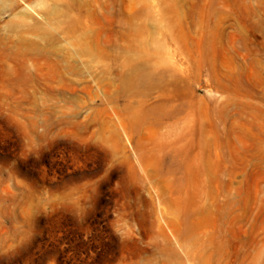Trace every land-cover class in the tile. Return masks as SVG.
Segmentation results:
<instances>
[{
	"label": "rangeland",
	"instance_id": "rangeland-1",
	"mask_svg": "<svg viewBox=\"0 0 264 264\" xmlns=\"http://www.w3.org/2000/svg\"><path fill=\"white\" fill-rule=\"evenodd\" d=\"M0 264H264V0H0Z\"/></svg>",
	"mask_w": 264,
	"mask_h": 264
}]
</instances>
